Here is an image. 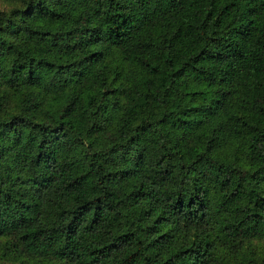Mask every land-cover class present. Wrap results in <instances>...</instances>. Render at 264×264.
I'll return each instance as SVG.
<instances>
[{"label": "trees", "instance_id": "1", "mask_svg": "<svg viewBox=\"0 0 264 264\" xmlns=\"http://www.w3.org/2000/svg\"><path fill=\"white\" fill-rule=\"evenodd\" d=\"M0 264H264V0H0Z\"/></svg>", "mask_w": 264, "mask_h": 264}]
</instances>
